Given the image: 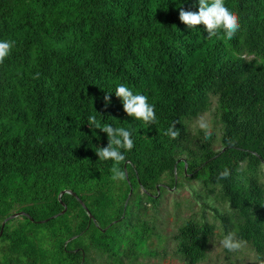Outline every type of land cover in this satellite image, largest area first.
<instances>
[{"label":"trees","instance_id":"trees-1","mask_svg":"<svg viewBox=\"0 0 264 264\" xmlns=\"http://www.w3.org/2000/svg\"><path fill=\"white\" fill-rule=\"evenodd\" d=\"M225 2L239 16L231 40L180 22L198 0H0V41H15L0 64V264H140L161 238L147 208L158 206L161 178L178 187L179 175L197 179L205 198L217 191L232 210L211 209L223 236L234 230L264 257V0ZM120 83L148 97L156 122L126 115ZM211 96L218 148L214 129L187 133ZM92 115L132 134L123 180L95 153L108 141ZM173 123L176 139L164 135ZM15 212L24 214L2 226ZM214 228L205 213L183 219L174 253L203 260Z\"/></svg>","mask_w":264,"mask_h":264},{"label":"rangeland","instance_id":"rangeland-1","mask_svg":"<svg viewBox=\"0 0 264 264\" xmlns=\"http://www.w3.org/2000/svg\"><path fill=\"white\" fill-rule=\"evenodd\" d=\"M211 103L208 109L200 113L195 118L187 122V133L193 138L199 130H205L201 125H207L210 129L215 131L214 147L218 148L220 123L219 114L217 110L216 98L211 96ZM262 181L264 182V167L262 168ZM181 186L170 187L168 176L161 178V184L164 189L158 201V206L155 208H147V218L153 222L156 227V232L161 237L152 236L148 240V248L156 252L154 255L140 254L137 262L140 264H185L179 256L174 253L175 239L174 235L177 227L183 219L191 217L196 220L205 219L215 225L213 236L210 240L209 247L205 258L196 264H264V257L258 259L252 248L245 243L239 250L230 252L223 247L221 241L223 239V229L219 219L214 216L212 207L217 208L222 213H232V210L227 207V204L218 198L216 191L212 197L205 198L202 194L204 188L197 179L184 178L179 175ZM194 191V192H193ZM195 196V198H194ZM150 206V204H147ZM234 233V230H231ZM124 261H127L125 258ZM112 263L107 257L99 258L93 264Z\"/></svg>","mask_w":264,"mask_h":264},{"label":"clouds","instance_id":"clouds-1","mask_svg":"<svg viewBox=\"0 0 264 264\" xmlns=\"http://www.w3.org/2000/svg\"><path fill=\"white\" fill-rule=\"evenodd\" d=\"M179 20L189 29L203 25L209 37L216 35L218 30H223L224 37L231 40L240 28L239 16L232 11L225 0H198V10H185L183 7L179 10ZM15 41L4 40L0 41V64H2L7 56L10 55ZM37 73L34 78H38ZM115 96L120 99L123 106V111L127 116L143 121L145 124L156 122L155 107L148 103V97L142 94H134L133 91L125 84L120 83L115 89ZM110 95L106 94L103 97L104 107L109 103ZM90 125L95 129L107 134V146L97 147L95 153L101 160H112L114 166L110 169L113 180H123L125 173L118 165L125 161L124 151H130L134 147V141L131 138L132 134L124 127H113L109 124H103L96 119L95 115L88 118ZM175 123L170 126L164 135L171 139H176L179 136V129H175ZM205 129V138L211 136V129L207 125H201ZM230 172L225 168L219 173L218 179H226ZM221 244L230 252L237 251L241 248L242 242L237 240L232 232L224 235Z\"/></svg>","mask_w":264,"mask_h":264},{"label":"water","instance_id":"water-1","mask_svg":"<svg viewBox=\"0 0 264 264\" xmlns=\"http://www.w3.org/2000/svg\"><path fill=\"white\" fill-rule=\"evenodd\" d=\"M62 192L72 193L70 190H64V191H62ZM81 203H82V202H81ZM82 205H83V204H82ZM83 206H84V205H83ZM64 211H65V206H64V209H63L61 212H59L58 214H62V213H64ZM20 214H24V212H15V213L11 214L10 216L6 217V218L4 219V221H2V226H3V224L5 223V221H7L8 219H12V218H14V217H16V216H18V215H20ZM88 215L91 217V214H90V213H88Z\"/></svg>","mask_w":264,"mask_h":264}]
</instances>
